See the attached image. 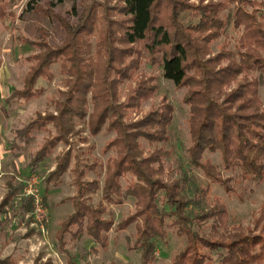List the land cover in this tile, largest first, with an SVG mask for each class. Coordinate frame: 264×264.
I'll return each instance as SVG.
<instances>
[{"label":"trees","instance_id":"trees-1","mask_svg":"<svg viewBox=\"0 0 264 264\" xmlns=\"http://www.w3.org/2000/svg\"><path fill=\"white\" fill-rule=\"evenodd\" d=\"M16 1L0 0V22L14 16L9 9ZM30 1L36 5V0ZM112 1L87 0L77 25L62 21L65 38L60 46L21 39L38 52L25 57L29 66L23 88L13 90L6 98L28 101L40 97L44 90L36 88L38 80L51 81V66L59 64L65 90H60L59 97L53 100L55 113L37 112L15 130L12 144H28L34 131L45 130L51 124L55 134L41 145L29 164L36 167L59 143L67 146L45 178L46 186H57L71 160L75 161L72 173L76 193L70 199L73 211L59 222L55 233L67 264H80L67 254V237L76 242L86 236L97 248L105 249L111 230L124 231L132 224L135 232L128 248L140 252L142 264L155 263L157 241H164L168 230L185 238V245L171 257L170 264H264V207L253 221V230L234 231L227 241L212 239L196 230V224L209 218L224 224L227 211L218 198L213 207L204 205L209 186H197L188 196L185 173L181 179L164 180L163 160L170 152L156 144L170 138L172 104L162 98L156 108L137 116L141 105L158 90L154 74L138 73L145 62L153 69L160 68L165 79L185 89L188 162L211 182L236 194L235 179L222 178L211 161L204 159L206 152H216L224 169L236 170L242 182L259 185L264 178V104L259 97L262 80L250 74L264 70L263 2ZM230 3L234 4L232 10L224 14ZM185 13L193 21L184 24ZM229 26L240 32L233 49L228 48L226 41L219 52L212 54L211 43L224 35ZM129 80L134 81V86L122 99L120 88ZM76 121L85 123L91 136L104 128L115 134L103 148V152L112 149L115 153L105 165L96 160L81 165L79 157L73 155L69 137L80 133ZM141 140L153 145L146 156ZM81 141L87 142V138ZM98 167L104 171L102 182L98 178L87 179V172H95ZM123 178H127L124 186ZM6 188L0 200V225L12 212L20 215V220L28 214L26 222H32L34 196L23 192L25 183L15 185L8 181ZM97 192L100 198L93 203L92 196ZM128 198L134 200V212L115 223L108 207L120 206ZM190 205L198 210H189ZM97 248L89 251L95 253ZM14 263L11 256L0 258V264Z\"/></svg>","mask_w":264,"mask_h":264},{"label":"rangeland","instance_id":"rangeland-1","mask_svg":"<svg viewBox=\"0 0 264 264\" xmlns=\"http://www.w3.org/2000/svg\"><path fill=\"white\" fill-rule=\"evenodd\" d=\"M87 0H36V5L30 0H17L9 10L13 12L12 18L0 22V200L6 193V184L11 181L18 184L25 183L26 194L34 196V211L32 222L27 223L28 214L20 220V215L10 213L0 225V258L11 256L14 264H67L66 254L60 250L55 233L59 222L66 218L72 211L71 197L75 195L72 168L75 164L71 160L69 169L61 177V182L55 185L45 184V178L55 168L56 160L67 146L59 143L51 155L40 162L36 167L29 164L35 152L51 136L55 130L49 124L47 129L34 131L28 144L13 147L15 142L14 132L33 119L37 112L42 115L54 112L53 100L59 97V91L65 90V79L60 73L59 64L51 66L54 77L51 81L38 80L36 88H43V94L38 98L25 100H10L6 98L15 89L23 88V77L29 63L25 60L30 54L38 52L36 47L23 43L21 39L44 40L50 46H60L65 38V29L61 22L65 21L72 26L78 24ZM101 1V0H99ZM216 1V0H214ZM227 1V0H217ZM262 1L264 4V0ZM114 2V0L112 1ZM196 4L198 0H191ZM234 4L230 3L224 10V14L231 11ZM264 9V8H263ZM191 18L185 13L182 15L184 24L191 22ZM240 32L227 28L224 35L211 43L210 51L216 54L220 51L223 42H228V48L233 49L235 40ZM94 42V39H93ZM138 73L143 76L154 74L158 90L156 94L141 105V113L144 115L151 108H156L162 98H165L174 108L173 121L169 126V140L166 143L156 144L170 152L164 158L166 172L164 180L171 181L183 178L185 173L188 181V196H192L195 187L209 186L210 192L204 197L203 203L211 208L215 199L223 203L227 211V219L224 224L213 222L211 218L196 224L194 228L203 235L215 240L227 241L234 231L247 232L253 230V221L259 217L264 207V178L259 185L254 182H242L238 179L237 171H228L222 166L218 153L206 152L204 159H209L220 173L222 178L232 177L236 181L237 193H229L215 182L207 179L202 171L193 167L188 162L187 148L190 145L188 133V106L183 102L184 88L176 87L175 83L165 79L160 68H151L143 62ZM251 77H260L262 82L259 86V97L264 104V70L254 72ZM134 81L125 82L120 88L121 98L126 97L133 88ZM91 103L87 106L91 112ZM55 113V112H54ZM76 129L79 134L70 136L69 140L72 153L78 156L80 164L92 163L94 160L105 165L107 159L115 155L114 151L103 152L105 144L114 137V133L105 128L96 136L88 133L87 125L76 121ZM81 138H87L82 142ZM144 156L153 149V145L141 140ZM104 171L99 167L95 172H87V179L98 178L102 182ZM127 178L121 179L124 186ZM47 188V191L45 189ZM100 192L92 196V202L97 203ZM114 222L134 212V200L125 199L120 206L108 207ZM193 212L198 210L195 205L188 207ZM108 217V216H107ZM264 222V221H263ZM212 226L215 229L212 230ZM134 225H130L124 231L111 230L108 234L107 247L97 248V245L86 236L79 241H69L67 237L66 248L70 256L80 264H142L141 254L138 251L129 250V238L134 234ZM185 245V238L177 236L168 230L164 241H157L155 263L170 264L171 257L180 251ZM96 247L95 253L89 251Z\"/></svg>","mask_w":264,"mask_h":264}]
</instances>
